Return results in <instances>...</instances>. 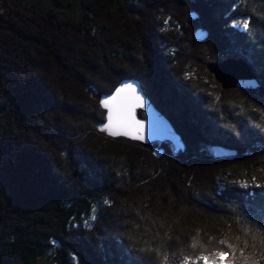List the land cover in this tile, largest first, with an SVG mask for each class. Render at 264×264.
Returning a JSON list of instances; mask_svg holds the SVG:
<instances>
[{
    "label": "trees",
    "instance_id": "16d2710c",
    "mask_svg": "<svg viewBox=\"0 0 264 264\" xmlns=\"http://www.w3.org/2000/svg\"><path fill=\"white\" fill-rule=\"evenodd\" d=\"M160 13L176 26L161 28ZM228 58L258 76L263 90L244 94L264 111V0H0L2 264H41L50 248L54 264H195L219 251L225 264L232 253L264 264V185L217 178L258 165L264 134L199 108L197 84L214 82L206 64ZM126 79L183 136L184 154L101 130L97 99Z\"/></svg>",
    "mask_w": 264,
    "mask_h": 264
},
{
    "label": "water",
    "instance_id": "95a60500",
    "mask_svg": "<svg viewBox=\"0 0 264 264\" xmlns=\"http://www.w3.org/2000/svg\"><path fill=\"white\" fill-rule=\"evenodd\" d=\"M192 18L196 19L197 15L193 14ZM195 36L197 42H202L207 38L208 33L203 29H199L196 31ZM207 68L214 74L215 79L221 84L223 89H240L246 90L247 92L263 89L259 81L260 79H258V76L253 72L250 65L243 59L230 58L222 62L209 63L207 64ZM127 84H131L135 88V95L141 98V103L132 108V119L139 122L142 128L139 131L135 130V126L132 128H120L118 131L121 134L117 135H111L109 131H103L105 135L114 139L122 138L130 142L138 143L146 148L155 144H170L174 148L175 153L184 154L187 147L183 136L176 130L172 122L156 108L144 92L140 82L133 79L122 81L114 92L112 91L111 94L102 95L98 98L101 109L106 113L103 128L109 124V109L102 106V101L114 96L117 89ZM124 95L129 94L125 93ZM112 130L117 129L113 128ZM125 131L128 132L127 135L123 134ZM218 150L223 158H232L237 155V152L232 150V148L220 147ZM0 264H2V259H0Z\"/></svg>",
    "mask_w": 264,
    "mask_h": 264
},
{
    "label": "rangeland",
    "instance_id": "374dc122",
    "mask_svg": "<svg viewBox=\"0 0 264 264\" xmlns=\"http://www.w3.org/2000/svg\"><path fill=\"white\" fill-rule=\"evenodd\" d=\"M61 14L64 16L79 17L80 11H78L75 8L68 7L62 10ZM157 21L160 23L161 28L163 29L168 26H174V25L176 26L175 22H171L170 16L164 13L158 14ZM245 21L247 20L240 19L237 20L234 24L237 28L244 30L246 29L244 27ZM178 34H180L179 31ZM195 37L194 39L196 41ZM207 38L204 41H206ZM202 42H197V43H202ZM210 63H215V62H210ZM207 71L213 77L214 82L211 81L209 76H206V79H208L207 82L209 86H201L197 84L199 90L198 91L199 93L197 92V94L198 95L202 94L201 97L203 96L206 99L204 106L200 104V106L202 105L203 108L199 106L201 110L205 111L204 114L208 113L207 116H210L206 118V120L209 122V119L212 120L214 118L213 120H218L221 117L225 122L227 120L228 127L232 126L235 132L239 131L238 126H241V129H244V132H246L247 129H250V130H254L255 132H258L259 134H264V111H262L260 107V104L258 102L259 99L258 96L255 95L254 97L250 98L248 95L244 94L246 90L223 89L221 84L218 83L217 80L215 79L214 74H212L208 70V68ZM185 76H186L185 78L187 79L188 78L187 75ZM217 87L221 88V90L223 91V94H221V98L219 99L216 96V93L218 92L216 90ZM198 103H200L199 99H198ZM210 104H213L214 107L211 106ZM198 112H199V116L204 118L203 114L200 111ZM217 116H219V118ZM155 145H163V144H155ZM217 178L220 184H223V180L224 181L228 180L230 182L237 181L241 183V185L243 186L246 185H253L257 187L262 186L264 185V158L259 161L258 165L249 168L240 167L238 165L230 166L229 168H226L225 170L221 171L218 174ZM53 255H54V249L50 248L46 254L39 256L38 259L41 264H54V262L52 261ZM204 256L205 255H201V254L197 256L196 257L197 259L195 260V264H204V260H203ZM207 256L209 257V264H211L212 261H215L216 264H225L223 257L216 255V253ZM181 264H188V259L184 258Z\"/></svg>",
    "mask_w": 264,
    "mask_h": 264
},
{
    "label": "snow or ice",
    "instance_id": "6c2138e0",
    "mask_svg": "<svg viewBox=\"0 0 264 264\" xmlns=\"http://www.w3.org/2000/svg\"><path fill=\"white\" fill-rule=\"evenodd\" d=\"M244 27H248V22H244ZM128 93L129 95H124ZM141 103V98L135 95V88L131 84H127L124 87L117 89V92L114 96L110 97L107 100L102 101V106L109 109L108 120L109 124L102 128V131H109L111 135L121 134L118 129L120 128H132L135 126V130L139 131L142 128V125L139 122L132 119V108L137 104ZM113 128L117 130H112ZM123 134L127 135L128 132L125 131ZM239 239V237H237ZM264 243V241H261ZM221 244H227V241H220ZM247 244V241H244ZM229 247H234L229 245ZM216 255L220 257H225L230 255L228 252L219 251ZM235 259V253L231 254V259L229 264H233ZM204 264H209V257L205 255L203 257ZM211 264H216L215 261H212Z\"/></svg>",
    "mask_w": 264,
    "mask_h": 264
}]
</instances>
